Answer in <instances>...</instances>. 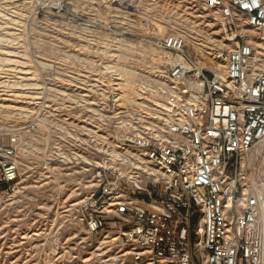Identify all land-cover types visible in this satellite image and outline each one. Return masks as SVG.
I'll use <instances>...</instances> for the list:
<instances>
[{"label": "rangeland", "instance_id": "obj_1", "mask_svg": "<svg viewBox=\"0 0 264 264\" xmlns=\"http://www.w3.org/2000/svg\"><path fill=\"white\" fill-rule=\"evenodd\" d=\"M64 1L67 16L42 10L41 0H0V146H13L20 165V191L0 212V264H117L118 233H87L80 205L100 173L121 181L132 173L143 187L156 182L144 171L160 174L125 142L166 120L174 58L157 41L183 35L202 62L227 48L218 28L169 0L100 16L89 0ZM237 173L240 198L261 195L264 227V142Z\"/></svg>", "mask_w": 264, "mask_h": 264}, {"label": "built area", "instance_id": "obj_2", "mask_svg": "<svg viewBox=\"0 0 264 264\" xmlns=\"http://www.w3.org/2000/svg\"><path fill=\"white\" fill-rule=\"evenodd\" d=\"M89 1L100 16L111 8L140 12L162 0ZM169 1L218 28L227 48L202 62L187 54L183 35L157 41L174 58L166 120L125 142L160 174L143 187L132 173L125 181L100 173L97 191L80 205L82 221L91 235L118 233L117 264H264L261 195L246 190L240 198L237 176L240 162L264 142V0ZM41 4L70 14L64 0ZM19 177L16 149L0 146V212L20 191Z\"/></svg>", "mask_w": 264, "mask_h": 264}, {"label": "bare ground", "instance_id": "obj_3", "mask_svg": "<svg viewBox=\"0 0 264 264\" xmlns=\"http://www.w3.org/2000/svg\"><path fill=\"white\" fill-rule=\"evenodd\" d=\"M256 44H259V42L256 41ZM259 47H260V46H259ZM1 92H3V91H1ZM158 104H160V103H158ZM157 106L161 107L162 104L157 105ZM161 111L164 113V111H165V103L163 104V107L161 108ZM146 173H148L149 176H151V175L157 176V175H158L156 172L149 171V170H146Z\"/></svg>", "mask_w": 264, "mask_h": 264}]
</instances>
